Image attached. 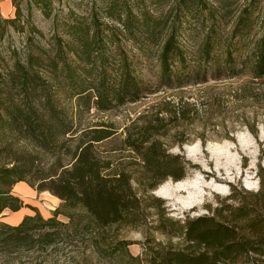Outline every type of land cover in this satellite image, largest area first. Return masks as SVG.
I'll list each match as a JSON object with an SVG mask.
<instances>
[{"label": "rangeland", "instance_id": "374dc122", "mask_svg": "<svg viewBox=\"0 0 264 264\" xmlns=\"http://www.w3.org/2000/svg\"><path fill=\"white\" fill-rule=\"evenodd\" d=\"M199 1L0 0V20L15 18L17 7L20 8L16 25L7 24L0 38L3 66L12 68L18 57H24L31 32L34 48L41 44L54 51L61 40L70 67L61 80H56L54 94L58 105L73 116L75 128L109 126L117 131L112 139L99 143L97 149L115 168L132 173L144 208L139 219L113 226L109 234L131 242L129 249L135 255L143 254L149 244L155 246L157 242L183 248L186 241L176 233L172 222L184 224L188 217L211 214L235 189L256 192L264 183V77H255L251 70L255 50L264 35V0ZM127 11L140 20L136 31L119 21V16L125 20ZM146 16L158 22L155 37L149 39L141 21ZM240 17H244L243 29H235ZM94 18L101 24L104 36H108L101 46L104 64L99 58L89 60L69 33L73 22L87 29ZM173 30L184 54L172 62L171 82L162 76L159 55ZM230 51L233 59L229 61ZM127 65L147 88L139 100L114 101L113 107L102 109L96 104L95 89H88L87 94L94 95L91 99H81L76 94L79 88L100 87L103 77L112 91L109 94H116L114 85ZM20 95L19 89L11 88L10 94H2V98L19 99ZM35 97L31 94L32 99ZM161 116L168 124L167 134L161 135L160 129L155 138L162 140L169 152L180 154L189 162L187 174L180 181L170 177L144 191L137 181L142 176L140 159L124 139L129 131L137 136L140 126L148 122L161 123L157 120ZM60 142L63 147L57 154L67 164L71 161L69 146L74 148L76 141L64 138ZM15 157L28 159L33 172L40 174L56 160L51 152L16 130L6 110L0 107V165ZM249 183H256L257 187L249 188ZM30 187L34 191L13 190L29 204L26 212L34 215L37 210L46 218L52 216L62 200L49 191ZM7 211L2 220L14 224L12 210ZM59 218L68 220L63 214ZM162 221L169 233L161 228ZM87 260L65 245L51 254L40 250L0 254V264H126L110 257L93 258L88 263ZM239 264L253 262L245 257Z\"/></svg>", "mask_w": 264, "mask_h": 264}, {"label": "trees", "instance_id": "16d2710c", "mask_svg": "<svg viewBox=\"0 0 264 264\" xmlns=\"http://www.w3.org/2000/svg\"><path fill=\"white\" fill-rule=\"evenodd\" d=\"M201 5L206 7L204 3ZM19 16L20 8L17 7L15 18L0 20V38L7 24L16 25ZM125 17L124 20L119 16V21L136 31L140 20L128 11ZM143 19L147 39L155 37L158 22L148 16ZM243 21L244 17H240L235 29L242 28ZM70 27L69 33L74 35L86 57L102 59L104 64L106 59L101 46L108 36H104L98 19L94 18L87 29L79 22H73ZM34 44L31 32L25 42L24 57H18L12 68L3 66L0 52V107L6 110L10 124L16 130L51 152L56 160L47 170H41V174L33 172L28 159L21 157L0 165V254L35 250L51 254L65 245L88 258L87 263L99 257H110L126 264H239L245 257L253 264L264 261V183L256 192L244 190L243 193L235 189L211 214L188 217L184 224L172 222L176 233L186 241L183 248L157 242L155 246L149 244L143 254L135 255L129 249L131 242L110 236L113 226L133 223L140 218L144 208L143 198L134 187L132 173L115 168L97 149L99 143L112 139L117 131L109 126L75 128L73 116L58 105L54 94L56 80H61L66 68L70 67L66 49L61 40L54 51L41 44L35 46L36 50ZM208 45L209 40L207 48ZM183 54L173 30L160 50L163 78L174 81L172 62L182 58ZM227 57L229 61L233 59L231 51ZM124 69L120 81L114 85L116 94H109L112 91L104 77L99 80L103 83L100 87L79 88L76 94L81 99H91L95 95L96 104L102 109L113 107L114 101L139 100L147 88L132 74L128 65ZM251 70L255 77H264V35L255 50ZM11 88L19 89V99L2 98V94H10ZM88 89H95V94H87ZM31 94H36L35 99ZM157 120L161 123L148 122L140 126L137 136L129 131L124 139L140 159L142 176L137 181L144 191L156 188L170 177L180 181L188 169L189 162L182 155L169 152L162 140L155 138L160 129L161 135L167 134L168 129L163 116ZM64 138L76 141L74 148L69 146L71 161L67 164L57 154L63 147L60 141ZM20 182L28 183L39 192L49 191L62 203L50 217L46 218L36 210L34 215H26L18 224L7 223L2 220L6 209L15 212L29 206L13 191ZM230 199L232 202H227ZM62 214L67 221L59 218ZM166 227V222L162 221L161 228L166 230Z\"/></svg>", "mask_w": 264, "mask_h": 264}, {"label": "crops", "instance_id": "0c3cea01", "mask_svg": "<svg viewBox=\"0 0 264 264\" xmlns=\"http://www.w3.org/2000/svg\"><path fill=\"white\" fill-rule=\"evenodd\" d=\"M27 185V183H24V182H20V183H18L16 186H15V191L17 190V191H24V192H27V191H29V189H32L33 190V188H31L30 186H26ZM34 191V190H33ZM8 209H6L5 211H4V216L5 215H8V211H7ZM12 212V214L10 215V217H11V219H12V221H13V223H14V225L15 224H18V223H20L21 221H22V219L26 216V215H30V214H28L27 212H26V209H25V207H23L22 209H20L19 211H11Z\"/></svg>", "mask_w": 264, "mask_h": 264}, {"label": "clouds", "instance_id": "9594fccd", "mask_svg": "<svg viewBox=\"0 0 264 264\" xmlns=\"http://www.w3.org/2000/svg\"><path fill=\"white\" fill-rule=\"evenodd\" d=\"M248 187L249 188H256L257 187V184L256 183H249L248 184ZM226 191V190H225Z\"/></svg>", "mask_w": 264, "mask_h": 264}]
</instances>
